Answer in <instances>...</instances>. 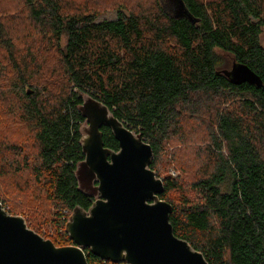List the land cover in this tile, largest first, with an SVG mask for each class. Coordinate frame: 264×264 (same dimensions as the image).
Returning a JSON list of instances; mask_svg holds the SVG:
<instances>
[{
	"label": "trees",
	"instance_id": "obj_1",
	"mask_svg": "<svg viewBox=\"0 0 264 264\" xmlns=\"http://www.w3.org/2000/svg\"><path fill=\"white\" fill-rule=\"evenodd\" d=\"M166 1L17 0L19 15L0 8V179L33 185L54 209L42 221L57 235L43 238L72 245L67 218L93 200L74 177L84 95L151 146L157 178L165 147L195 124L203 136L193 148L194 197L175 204L169 193L182 184L160 178L173 233L208 264H264V0H181L194 23ZM106 10L115 19L97 21ZM233 63L262 86L233 85L223 74ZM101 132L117 151L110 130ZM84 253L88 264H105Z\"/></svg>",
	"mask_w": 264,
	"mask_h": 264
},
{
	"label": "water",
	"instance_id": "obj_2",
	"mask_svg": "<svg viewBox=\"0 0 264 264\" xmlns=\"http://www.w3.org/2000/svg\"><path fill=\"white\" fill-rule=\"evenodd\" d=\"M174 3L176 15L194 23L182 1ZM223 74L233 85L262 86L240 63ZM78 112L84 119L79 130L84 158L74 177L78 191L93 200L87 210L75 207L67 218L65 233L72 245L54 246L0 203V264H88L85 249L112 264H208L173 233L172 206L159 198L163 181L149 168L151 146L89 96L82 97ZM102 128L110 130L117 151L104 147Z\"/></svg>",
	"mask_w": 264,
	"mask_h": 264
},
{
	"label": "rangeland",
	"instance_id": "obj_3",
	"mask_svg": "<svg viewBox=\"0 0 264 264\" xmlns=\"http://www.w3.org/2000/svg\"><path fill=\"white\" fill-rule=\"evenodd\" d=\"M74 2L76 3V5L73 4L75 7L77 5H85V0H74ZM163 2L165 8L166 5H170L166 0H163ZM17 3V0H0V8H4L5 11H9V13H7L8 15H12L21 11L20 7L18 9H16L17 7H14V4ZM167 10L169 9L167 8ZM15 15H19V13ZM115 17V12L106 10L98 14L97 21L113 20L115 19ZM260 44L264 49V31L260 35ZM46 80H49V78L46 77ZM49 82H54V79L52 81L49 80ZM5 85V82H1L0 87H3ZM1 93L2 92H0V99L2 100V102H0V114H3L5 113V111H3L2 109L5 104V99L4 95H2ZM197 131L198 128H196V125H192V128L186 131V135L184 138L180 140L176 139L168 147H165V154L159 161L160 178L164 179L168 177L178 180L182 184L181 190L172 191L171 193H169V199L175 204L179 202V199L182 196H186L187 198L194 197V193L191 189H189V185L191 184L193 177L196 175V154L193 148L200 146V139L203 136L201 135L202 133L197 134ZM9 132L10 134H13L14 130L11 129L9 130ZM11 178L12 177L10 176L5 177V180L0 179V202L4 204V209L7 212L9 211L13 215L21 216L22 218H24L28 227H30V229H32L36 233L40 232L38 234H40L42 237H54L56 233L53 229L43 228L44 218L46 220L47 217L45 216V212L49 214L54 213V209L52 208V206H49L43 196H38L35 188H33V185L15 184L14 181H11ZM15 188L20 189L18 193ZM41 216H43V219H41ZM105 264L112 263L105 262Z\"/></svg>",
	"mask_w": 264,
	"mask_h": 264
}]
</instances>
